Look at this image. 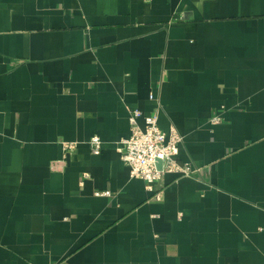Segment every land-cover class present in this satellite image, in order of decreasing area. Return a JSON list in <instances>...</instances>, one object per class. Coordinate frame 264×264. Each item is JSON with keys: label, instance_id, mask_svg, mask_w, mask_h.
<instances>
[{"label": "crops", "instance_id": "crops-1", "mask_svg": "<svg viewBox=\"0 0 264 264\" xmlns=\"http://www.w3.org/2000/svg\"><path fill=\"white\" fill-rule=\"evenodd\" d=\"M150 94L202 167L160 199L119 157ZM0 264H264V0H0Z\"/></svg>", "mask_w": 264, "mask_h": 264}, {"label": "built area", "instance_id": "built-area-1", "mask_svg": "<svg viewBox=\"0 0 264 264\" xmlns=\"http://www.w3.org/2000/svg\"><path fill=\"white\" fill-rule=\"evenodd\" d=\"M149 97L156 100L155 107L151 111L143 112L139 108L130 111L128 116L130 132L120 140L119 157L128 165L130 176L141 178L144 181L145 189L149 192L153 191L154 197L160 199V190H156L154 184L164 172L198 177L201 176L202 167L194 164L191 160L178 158L182 135L173 125L168 132L159 127L158 114L161 104L153 94H150ZM139 117L143 118L142 124L138 121ZM210 120L217 123L220 121V117L215 115ZM89 142L91 152L98 154L102 143L100 137L92 135ZM75 145L76 141H62L65 153L72 150ZM158 159L162 160L160 169L157 167ZM87 176L86 171L82 173V177ZM95 193L110 194V191H96Z\"/></svg>", "mask_w": 264, "mask_h": 264}, {"label": "water", "instance_id": "water-1", "mask_svg": "<svg viewBox=\"0 0 264 264\" xmlns=\"http://www.w3.org/2000/svg\"><path fill=\"white\" fill-rule=\"evenodd\" d=\"M162 166V160L161 159H158L157 160V167L160 169Z\"/></svg>", "mask_w": 264, "mask_h": 264}]
</instances>
